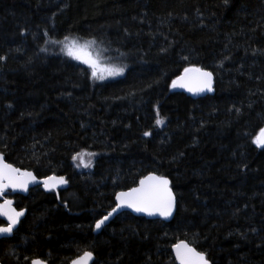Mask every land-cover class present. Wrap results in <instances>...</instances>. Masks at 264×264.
<instances>
[{
	"label": "trees",
	"instance_id": "obj_1",
	"mask_svg": "<svg viewBox=\"0 0 264 264\" xmlns=\"http://www.w3.org/2000/svg\"><path fill=\"white\" fill-rule=\"evenodd\" d=\"M69 40L96 43L124 76L99 83ZM0 57V154L66 181L8 195L26 215L0 240L1 264L85 251L93 264H177L179 241L210 264H264V0H0ZM189 67L212 73V95L171 91ZM149 174L170 181L172 220L123 213L95 234L115 194Z\"/></svg>",
	"mask_w": 264,
	"mask_h": 264
},
{
	"label": "snow or ice",
	"instance_id": "obj_2",
	"mask_svg": "<svg viewBox=\"0 0 264 264\" xmlns=\"http://www.w3.org/2000/svg\"><path fill=\"white\" fill-rule=\"evenodd\" d=\"M227 2V0H225ZM68 38L65 37V40ZM67 54L73 58L88 64L94 69L92 75L95 77L96 62L93 61L88 54L83 50H77L75 44L67 46ZM3 59V57H0ZM123 68H115L109 70L110 75H118L123 72ZM102 78V77H101ZM185 87L190 92H203L205 90L212 91V73L203 71L200 68H185L184 74L172 81V87ZM157 124L163 123L161 119L156 120ZM145 136L150 133L145 132ZM258 147H264V128L260 130L259 135L253 141ZM80 155V154H78ZM76 157H74L75 159ZM35 177L30 172L21 173L19 169L13 168L10 164L0 163V194H3L5 189L11 187L21 188L26 190L27 184L30 181H35ZM57 178L49 177L44 180L46 188L55 187V183L49 184V181H56ZM58 183H66L63 177H60ZM170 181L163 176L149 175L140 181V187L133 188L128 192L117 193L116 199L120 201L117 207L126 205L133 208L137 212H146L148 215L158 214L162 217H170L176 207V198L169 187ZM12 201L5 200L0 205V215L7 217V227H0V234L11 233L13 227L18 223L19 217L24 215L23 211H16L11 208ZM113 212L116 209L112 210ZM112 213L110 212L108 216ZM104 216L96 222V228L99 229L108 219ZM176 257L180 264H209L203 253L197 252L194 248L189 247L187 243L180 242L175 245ZM92 258V253L85 251L83 256L78 260L73 261V264H87ZM33 264H40V261H33Z\"/></svg>",
	"mask_w": 264,
	"mask_h": 264
},
{
	"label": "water",
	"instance_id": "obj_3",
	"mask_svg": "<svg viewBox=\"0 0 264 264\" xmlns=\"http://www.w3.org/2000/svg\"><path fill=\"white\" fill-rule=\"evenodd\" d=\"M86 65H87L88 67H90L88 64H86ZM90 68H92V67H90ZM189 68H193V67H189ZM194 68H197V67H194ZM202 70H203V69H202ZM203 71H207V70H203ZM207 72H209V71H207ZM183 74H184V71H183L179 76H181V75H183ZM179 76H178V77H179ZM176 79H177V78H175V80H176ZM171 91H172V92L183 93V94H185L186 96H188V97H190V98H192V99H194V100H197V99H200V98H204V97H206V96L212 95L213 92H214V77H213V75H212V91L205 90V91H203V92H190V91H188V89L185 88V87H179V86H177V87L173 88V87H172V84H171ZM259 133H260V132H259ZM259 133H258V135H259ZM258 135H257V136H258ZM0 163H3V164H9V163H7V162L5 161L4 156H3L2 154H0ZM10 165H11V164H10ZM12 167H13V168H16V167H14L13 165H12ZM16 169H19V168H16ZM19 170H20L21 173H23V172H30V171H25V170H21V169H19ZM30 173H32V175L36 178L35 181H30V182L27 184V189H26V190L21 189V188H15V189H13V188H11V187L5 189L4 193H3V194H0V205H2V204L4 203L5 200H10V201H12L11 208L15 209V207H14V201H13L12 199H10V198H7V195H8V194H11V195H18V196H23V197H25V196H27V195L29 194L30 190H32V189H34V188L41 187V188H43L44 190H49V189L52 188V187L46 188L45 185H44V183H43L44 180H46V179L49 178V177H46V178H43V179H39V178H37V177L34 175L33 172H30ZM149 175H155V174H149ZM149 175H147V176H149ZM147 176H145V177H147ZM156 176H157V175H156ZM50 177H53V176H50ZM145 177H143L142 179H144ZM55 178H57L56 181H49V184H50V185L53 184V183H55V187H56V188H64V187L66 186V183H58V182H57L58 179H59L60 177H55ZM142 179H141V180H142ZM141 180H140V181H141ZM140 181H139L138 184H137L136 186H134L133 188H138V187H140ZM169 187H170V184H169ZM133 188H131V189H133ZM170 188H171V187H170ZM131 189H129V190H131ZM129 190H126V191H120V192H117V193L128 192ZM171 190H172V189H171ZM172 192H173V191H172ZM117 193L115 194V197H114V207H113L109 212H107L104 216H108V214H109L110 212H111L112 214H111L110 216H108V219L104 222V224L101 226V228L97 229L96 226H95L96 223L94 224L93 231H94L95 234H99L100 231H101L104 227L108 226V225H109V224H110L115 218H117L118 216H120V215L123 214V213H129V214H131V215L134 216V217L144 218V219H146V220L163 221V222H166V223L170 222V221L172 220L174 214H175L176 207L174 208L172 215H171L170 217H167V218L162 217V216H160V215H158V214L148 215L146 212H137V211H135L133 208H130V207L126 206V205H122L121 207H117V204L120 203V201H117V199H116V195H117ZM173 195H174V193H173ZM174 196H175V195H174ZM113 209H116V211L113 212V211H112ZM15 210H16V209H15ZM16 211H18V210H16ZM21 211L24 212V215L21 216V217H19L18 223L13 227V231H12L11 233L0 234V240H2V239H7V238H11V237L13 236V233L16 231V229L18 228L20 222L23 220V218H24L25 215H26V210H21ZM104 216H103V217H104ZM103 217H101L100 219H102ZM100 219H99V220H100ZM0 221L3 223L0 227H7V225H8L7 217H5V216H3V215H0ZM96 222H97V221H96ZM180 242L187 243V242H185V241H179L178 243H180ZM178 243H176V244H178ZM176 244H175V245H176ZM187 244H188V243H187ZM175 245L172 247L173 257H174L175 262H176L177 264H180V261H179V260L177 259V257H176ZM188 245H189V244H188ZM189 247H191V246L189 245ZM191 248H193V247H191ZM197 252H198V251H197ZM82 256H83V255H81V256H79V257L73 259L69 264H73V261L78 260V259H79L80 257H82ZM204 256H205V255H204ZM205 259H206V258H205ZM33 261H40V264H47V263H45V262H43V261H41V260H33ZM33 261H32L30 264H33ZM93 262H94V256L92 255L91 260H89V261L87 262V264H93ZM208 262H209V261H208ZM0 264H1V263H0ZM209 264H210V262H209Z\"/></svg>",
	"mask_w": 264,
	"mask_h": 264
},
{
	"label": "rangeland",
	"instance_id": "obj_4",
	"mask_svg": "<svg viewBox=\"0 0 264 264\" xmlns=\"http://www.w3.org/2000/svg\"><path fill=\"white\" fill-rule=\"evenodd\" d=\"M75 44V48L77 50L79 49H83L88 56L96 62L97 67L95 68V72H96V80L99 83H108V82H112L115 80H118L120 78H122L124 76V71L118 75H110L109 74V70L111 69H115V68H119L118 66L114 65V64H110V63H106L104 57L102 58V56L100 55L99 51H98V46L96 43L93 42H82L79 40H69L67 42H65L64 44V53L66 54L67 57H69V59L75 63L78 66L87 68L90 70L91 73H93L94 69L88 67L85 63H83L80 60H77L75 58H73L72 56H69L67 54V46ZM102 77V78H101ZM80 155H76L75 159H73V164L74 167L77 171H82L85 172L87 170H89L92 167V163L94 162V155L90 154V153H79Z\"/></svg>",
	"mask_w": 264,
	"mask_h": 264
}]
</instances>
